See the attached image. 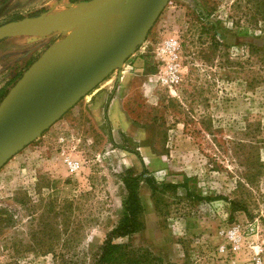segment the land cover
I'll return each mask as SVG.
<instances>
[{
	"label": "rangeland",
	"instance_id": "obj_1",
	"mask_svg": "<svg viewBox=\"0 0 264 264\" xmlns=\"http://www.w3.org/2000/svg\"><path fill=\"white\" fill-rule=\"evenodd\" d=\"M90 1L0 0V27ZM79 28L95 43L105 33ZM69 34L1 40L0 102ZM169 39L171 89L156 82ZM250 46L264 47V0H170L119 71L0 167V264H93L120 219L125 176L141 178L144 227L118 243L164 264H264V64Z\"/></svg>",
	"mask_w": 264,
	"mask_h": 264
},
{
	"label": "water",
	"instance_id": "obj_2",
	"mask_svg": "<svg viewBox=\"0 0 264 264\" xmlns=\"http://www.w3.org/2000/svg\"><path fill=\"white\" fill-rule=\"evenodd\" d=\"M101 1L103 0H92L80 4L75 14H72L75 8L70 5L69 14L60 18L46 20L40 15L8 23L0 27V41L28 29L47 26L57 29L53 33L69 31L71 34L78 23L91 17L89 8ZM169 1L104 0L103 6L95 15H120V22L99 50L91 56H85L82 52L75 51L79 48L75 43L72 53L50 60L33 72L32 68L48 54L55 42L45 50L0 102V167L39 138L108 76L119 71L144 44L149 31ZM56 83L58 86L47 103L31 115L34 105L41 98L40 93Z\"/></svg>",
	"mask_w": 264,
	"mask_h": 264
},
{
	"label": "trees",
	"instance_id": "obj_3",
	"mask_svg": "<svg viewBox=\"0 0 264 264\" xmlns=\"http://www.w3.org/2000/svg\"><path fill=\"white\" fill-rule=\"evenodd\" d=\"M44 13H46L45 10H40L31 17H38ZM239 34L241 36H247V30L245 29ZM57 40L58 38L51 40L45 47V50H47ZM249 55L250 58H255L257 62L264 64V47L259 49L258 47L250 46ZM145 181L154 196L155 193L158 192V187H156L153 180L145 179ZM140 182L141 178L139 176L123 177L122 183L126 191V195L122 202L120 219L117 225L107 233L98 254L93 259V264H164L160 259L152 255L147 250L134 248L129 243L117 242L118 240L129 238L143 230V210L138 195ZM176 187L178 186H172L174 189ZM218 200L224 199L222 197L204 199L206 202ZM232 205L236 208V210H238V205L235 203Z\"/></svg>",
	"mask_w": 264,
	"mask_h": 264
},
{
	"label": "bare ground",
	"instance_id": "obj_4",
	"mask_svg": "<svg viewBox=\"0 0 264 264\" xmlns=\"http://www.w3.org/2000/svg\"><path fill=\"white\" fill-rule=\"evenodd\" d=\"M103 4H104V0L90 7L89 9L92 14L91 17L83 21L82 24L78 26L79 28L81 26L88 24L93 29H95V32L96 30H101L102 28H104L105 33L101 38H99V41L97 43H95V40H91L88 34H86V29H81V28L78 29L76 27V29L72 32L71 36H69V40L65 42L63 46L51 49L48 52V54L40 61V63L35 65L34 66L35 68L34 67L32 68V71L34 72L39 70L44 64H46L50 60L60 59L65 55L72 53L73 52L72 49L75 46V43L79 45V48L75 51L82 52L85 56H91L96 51H98L101 45L103 44V42L108 37H110V35L112 34V32L115 30V28L118 26L120 22V15H114L112 17H101L99 15L97 16L95 15V13L101 9ZM93 29H89V30H91L92 32ZM57 86L58 83H56L50 88H47L46 90H43L40 93L41 98L34 105V109L33 111H31V115H33L35 111H38L47 103V101L53 95V92L57 88Z\"/></svg>",
	"mask_w": 264,
	"mask_h": 264
},
{
	"label": "built area",
	"instance_id": "obj_5",
	"mask_svg": "<svg viewBox=\"0 0 264 264\" xmlns=\"http://www.w3.org/2000/svg\"><path fill=\"white\" fill-rule=\"evenodd\" d=\"M162 67L157 75L156 82L161 86L171 89L179 81V43L175 39L165 41L159 49ZM66 168L70 173H76L80 169L79 163L70 159L65 160Z\"/></svg>",
	"mask_w": 264,
	"mask_h": 264
},
{
	"label": "crops",
	"instance_id": "obj_6",
	"mask_svg": "<svg viewBox=\"0 0 264 264\" xmlns=\"http://www.w3.org/2000/svg\"><path fill=\"white\" fill-rule=\"evenodd\" d=\"M42 16H43V18L44 19H46V20H51V19H54V18H60V17H63V16H65V15H56V14H54V13H52V12H46V13H44V14H42ZM79 24V23H78ZM56 30L57 29H54V28H52V27H41V28H32V29H28L27 31H33V32H37V33H42L43 35L44 34H47V35H50V34H53V32L55 31L56 32ZM68 40H69V38H68ZM67 40V41H68ZM66 41V42H67ZM56 44H59L60 42H55ZM55 43L49 48V50L48 51H50L51 50V48L53 47V46H55ZM47 53V52H46ZM35 68V67H34ZM122 71L120 72V75H122ZM117 79H118V77H117Z\"/></svg>",
	"mask_w": 264,
	"mask_h": 264
}]
</instances>
